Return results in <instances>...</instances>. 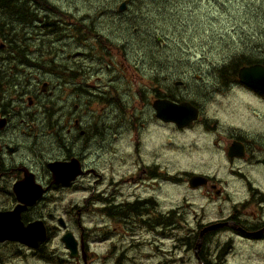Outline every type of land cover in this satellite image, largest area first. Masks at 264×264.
<instances>
[{"label":"flooded vegetation","instance_id":"obj_1","mask_svg":"<svg viewBox=\"0 0 264 264\" xmlns=\"http://www.w3.org/2000/svg\"><path fill=\"white\" fill-rule=\"evenodd\" d=\"M0 10V212L24 206L26 225L41 219L51 227L38 247L0 241V264H31L30 259L95 264L94 237L108 243L102 264H138L139 255L132 251L142 244L157 254L166 252L165 264H229L236 243L247 248L264 243V93L240 79L244 66L264 65V44L255 54L259 63L236 50L210 65L197 64L202 58L192 55L200 50L188 42L181 48L160 47V36L171 31L158 32L144 41L142 60L122 70L126 44L110 40L92 20L64 16L58 0H9ZM234 61L233 78L216 71ZM96 71H108V77L97 82ZM134 102L138 114L128 109ZM95 104L109 108L104 117ZM171 104L195 107L198 119L179 126L161 118L159 112ZM230 125L235 126L228 131ZM195 126L214 136L212 144L205 139L200 146L219 152L225 163L215 174L188 173V190L205 201L198 209L185 197L170 204L176 178L160 170L157 146L142 155L147 144L141 140L144 135L155 139L160 128ZM131 129L139 174L131 176L128 187L126 178L117 183L110 176L105 183L101 170L114 167L111 155L127 159V150L117 151L116 144ZM195 173L207 180L192 188L189 178ZM17 188L43 193L27 204ZM78 190L88 192L83 203L65 206V192ZM88 214L107 224L85 226ZM95 231L103 235L94 236ZM67 232L78 242L76 256L62 240ZM53 235H59L64 249L49 245ZM48 252L62 256L63 263L49 261ZM177 254L182 262H176Z\"/></svg>","mask_w":264,"mask_h":264},{"label":"rangeland","instance_id":"obj_2","mask_svg":"<svg viewBox=\"0 0 264 264\" xmlns=\"http://www.w3.org/2000/svg\"><path fill=\"white\" fill-rule=\"evenodd\" d=\"M123 0H58L63 12H71V16L90 17L94 26L102 33L108 34V38L114 42H124L126 52L122 57L126 70L127 64H134L142 58L144 41L153 38L158 32L173 30L174 28L188 40L190 45L196 44L202 53V62L209 63L212 59L211 51L217 53L226 52L234 53L236 50H244L251 53H258L259 48L263 46L262 38L264 32V0H165L167 3V13L164 12L162 3L155 2L151 4H132L128 7L126 13L119 12L118 6ZM135 1V0H134ZM145 2V0H141ZM257 12V13H255ZM150 18L147 19L146 16ZM130 22V24H128ZM165 37L160 47H185L186 40L179 39L171 33ZM69 44H72L71 42ZM193 47V46H192ZM142 48V50H141ZM141 50V53H140ZM116 59V56H113ZM119 60L120 58L117 57ZM142 60V59H141ZM109 72L96 71L94 79L98 82L100 77H108ZM135 75L131 74V84L136 85ZM135 87V86H134ZM140 113L136 102L128 106ZM96 113L99 116H105L109 108L103 104H95ZM146 118V111L144 120ZM107 120V119H105ZM235 125H230L227 130L232 129ZM155 139H150L145 135L141 138L147 146L142 149V155L152 150L153 147L159 148L158 159L161 162L160 170H168L176 178V185H173L174 196L171 197V203H182L185 197L188 202H193V208H200L205 203L203 196L199 192H190L187 188V178L189 172H209L215 174L223 168L224 158L222 159L219 152L207 150L201 147L202 142L207 139L208 144H212L214 136H208L199 126H195L186 131H177L172 128H160ZM136 132L134 129L127 131L124 141H118L116 144L117 151L123 148L127 150V159L125 162L119 160V153L111 155L114 167L102 169L105 183L111 181L119 182L126 178L124 187L131 184V176L139 174L140 167L137 164L138 155L135 152ZM217 138V137H216ZM195 142L198 145H195ZM103 181V182H104ZM114 186V183H112ZM171 185L165 184V189ZM88 196L86 190L68 191L64 194V205L68 208L76 204H82ZM72 214L75 211L71 210ZM47 219H51L45 215ZM70 226L74 224L72 219H67ZM85 226L107 224L105 220L93 218L91 215L82 219ZM94 236H102L103 233L93 232ZM58 237H52L49 245L59 244ZM236 243L233 251L228 255H233L229 264H264V243L247 248ZM172 246L170 242L165 249ZM108 243L103 242L100 238H92L90 249L95 253L94 263H104V255L109 251ZM178 250V249H177ZM133 254L139 255L138 264H165L168 260V254L161 251L157 254L155 248L148 244H142L140 248L132 251ZM183 256L177 254L176 262L180 261ZM31 264H49L44 261L30 259ZM9 264V263H8ZM11 264H17L12 262ZM106 264H112L107 261ZM194 264V261L192 262Z\"/></svg>","mask_w":264,"mask_h":264},{"label":"water","instance_id":"obj_3","mask_svg":"<svg viewBox=\"0 0 264 264\" xmlns=\"http://www.w3.org/2000/svg\"><path fill=\"white\" fill-rule=\"evenodd\" d=\"M126 8L124 1L120 5V10ZM241 81L252 86L253 88L264 92V67L261 64H254L249 67H243L240 72ZM165 120L176 122L179 126L188 125L194 119L199 117L198 110L189 105H170L166 111L158 114ZM65 181V178H57ZM207 178L203 175L194 174L189 179L191 187H197ZM19 198L25 200L27 204H32L35 197L42 195L43 190H38L35 194L31 191H19ZM24 206L9 212H0V241L4 239L17 240L32 247H38L47 237V228L42 220L26 225L22 220V209ZM62 240L70 249V254L76 256L78 254V242L72 232H67Z\"/></svg>","mask_w":264,"mask_h":264},{"label":"trees","instance_id":"obj_4","mask_svg":"<svg viewBox=\"0 0 264 264\" xmlns=\"http://www.w3.org/2000/svg\"><path fill=\"white\" fill-rule=\"evenodd\" d=\"M136 2H138L139 5L143 4L144 2H140V0H135ZM146 1H153V0H146ZM4 3H7L9 4V0H0V4H4ZM220 54H223L224 56L228 54V50L225 52V53H220ZM237 68L236 66V62H230V63H227L225 66L221 67V68H217V72L220 73V74H224L225 75V79H228V78H233V75H232V72ZM228 77V78H227ZM62 256H59V255H55L53 256L50 252L47 253V259L49 261H52V262H58V263H63V259L61 258Z\"/></svg>","mask_w":264,"mask_h":264},{"label":"bare ground","instance_id":"obj_5","mask_svg":"<svg viewBox=\"0 0 264 264\" xmlns=\"http://www.w3.org/2000/svg\"><path fill=\"white\" fill-rule=\"evenodd\" d=\"M0 5H1V4H0ZM0 11H1V10H0ZM1 12H2V11H1ZM24 148H25V147H24ZM24 148H22V149H24ZM27 148H28V147H27ZM27 148H26V149H27ZM23 153H24V152H23ZM31 157H32V156H31ZM7 208H8V207H7ZM3 209H4V207H3ZM4 242H5V241H4Z\"/></svg>","mask_w":264,"mask_h":264}]
</instances>
